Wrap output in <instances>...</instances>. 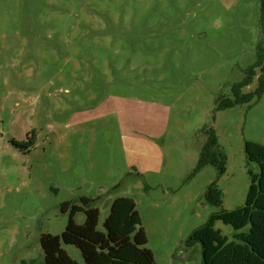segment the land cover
<instances>
[{"label":"rangeland","instance_id":"374dc122","mask_svg":"<svg viewBox=\"0 0 264 264\" xmlns=\"http://www.w3.org/2000/svg\"><path fill=\"white\" fill-rule=\"evenodd\" d=\"M261 4L0 0V264L42 256L47 235L85 264L82 247L63 237L69 218L85 221L82 211L69 217L72 205L90 201L106 234L121 198L132 204L121 219L136 232L118 244L115 233L116 249L133 246L124 259L202 264L189 235L219 209L244 204L249 172L258 171L244 142L264 145V92L250 107L216 106L264 47ZM209 128L222 173L198 168ZM31 130L29 152L10 143ZM212 183L221 206L206 200Z\"/></svg>","mask_w":264,"mask_h":264},{"label":"trees","instance_id":"16d2710c","mask_svg":"<svg viewBox=\"0 0 264 264\" xmlns=\"http://www.w3.org/2000/svg\"><path fill=\"white\" fill-rule=\"evenodd\" d=\"M261 4L259 35L262 40L264 33V1ZM259 39V40H260ZM261 45L262 41L260 42ZM258 43L256 60L244 70L243 78L234 83L231 88L232 98L218 99L216 106L219 110L229 109L237 105L246 104L248 107L257 103L264 92V47ZM256 85L250 91H244L253 81ZM207 140L202 149L198 168L207 164L217 165L219 171H224L225 156L217 153L219 144L212 128L205 129ZM10 143L21 152H29L36 143V132L31 130L25 141L12 139ZM214 150V151H213ZM217 150V151H216ZM244 151L248 161L258 165V172L250 174V183L242 206L232 210L219 209L212 213L207 222L194 229L187 242L199 243L201 247L202 264H264V145L246 140ZM219 155L220 161L216 160ZM206 200L217 206L222 204V193L216 188V183L209 186ZM83 202V201H82ZM90 201H84L85 209H79L72 205L69 217L76 212L85 214V221L77 224L71 218L66 226L63 237L70 242L78 244L83 249L85 264H141V260L131 261L122 256L125 250H133V246L127 243L128 249H116L111 243L115 233L119 231L115 244L130 240L135 235V229L125 223L120 214L129 206L128 199H118L113 203L114 210L106 219L104 227L107 233L96 229L98 221V209L90 206ZM222 222L230 228L229 234L216 227L217 222ZM74 235L75 237H73ZM59 237L44 236V254L28 261L21 260L20 264H76L59 246ZM108 254H103V250Z\"/></svg>","mask_w":264,"mask_h":264},{"label":"crops","instance_id":"0c3cea01","mask_svg":"<svg viewBox=\"0 0 264 264\" xmlns=\"http://www.w3.org/2000/svg\"><path fill=\"white\" fill-rule=\"evenodd\" d=\"M258 172V171H257Z\"/></svg>","mask_w":264,"mask_h":264},{"label":"water","instance_id":"95a60500","mask_svg":"<svg viewBox=\"0 0 264 264\" xmlns=\"http://www.w3.org/2000/svg\"><path fill=\"white\" fill-rule=\"evenodd\" d=\"M264 1V0H263Z\"/></svg>","mask_w":264,"mask_h":264}]
</instances>
